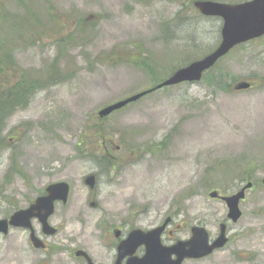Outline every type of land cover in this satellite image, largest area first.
Masks as SVG:
<instances>
[{"label":"rangeland","instance_id":"obj_1","mask_svg":"<svg viewBox=\"0 0 264 264\" xmlns=\"http://www.w3.org/2000/svg\"><path fill=\"white\" fill-rule=\"evenodd\" d=\"M191 2L0 0L11 13L36 14L30 31L22 25L12 52L16 68L5 78L28 72L42 80L3 123L0 218L13 204L27 206L47 184L65 181L67 202H56L49 217L59 229L50 239L61 245L104 259L112 227L146 230L170 216L165 244L188 238L191 225H204L212 238L220 222L227 225L222 248L183 264H264V36L234 47L217 64L237 81L250 80L249 89L183 83L98 117L104 106L153 86L136 62L163 79L218 44L221 19L202 16ZM102 138V155L95 154ZM12 152L22 175L6 177ZM89 174L96 175L93 189L83 181ZM246 182L253 185L239 204L242 215L227 220L225 204L209 193L229 194ZM33 227L39 230L37 220ZM3 238L24 244L27 234L16 229Z\"/></svg>","mask_w":264,"mask_h":264},{"label":"water","instance_id":"obj_2","mask_svg":"<svg viewBox=\"0 0 264 264\" xmlns=\"http://www.w3.org/2000/svg\"><path fill=\"white\" fill-rule=\"evenodd\" d=\"M193 5L204 16L221 18L220 41L217 46L201 58L177 68L154 88L143 90L104 106L98 111L100 118L108 116L113 111L138 100L153 90L181 82L199 81L203 73L213 67L231 48L264 35V0H245L237 3L194 0ZM250 86L249 81L241 80L235 83L234 89L244 90ZM84 183L89 188H93L95 175H87L84 178ZM251 185V182H247L231 195L219 196L218 192L213 190L209 196L212 198L219 197L224 201L227 207V217L235 222L241 216L239 202L244 198L245 190ZM44 191V194L37 196L28 206L13 211L9 218H0V233H6L8 227L25 228L30 230V238L34 245L40 246L39 238L34 235L32 227V220L37 219L42 225L43 232L47 235L53 234L55 228L49 224L48 218L54 212L55 202L65 203L67 201L69 185L65 181H57L49 183ZM91 205L94 203L92 202ZM169 221L170 217H167L161 225L149 230L132 229L117 246L115 264H121L120 261L125 256H128L125 264H181L184 259L206 256L213 250L222 247L227 241L226 225L220 223L219 234L211 242L209 241V234L203 226L193 225L190 228L191 235L188 239L176 240L170 245H164L161 242V233ZM139 246L144 248L141 257L135 255ZM77 254L84 253L79 251Z\"/></svg>","mask_w":264,"mask_h":264},{"label":"trees","instance_id":"obj_3","mask_svg":"<svg viewBox=\"0 0 264 264\" xmlns=\"http://www.w3.org/2000/svg\"><path fill=\"white\" fill-rule=\"evenodd\" d=\"M35 16L36 14L32 12H29L28 15L11 13L4 4L0 5V31L9 30V33L6 36H3L0 33V150L5 148L8 143L7 138L1 135L3 123L6 119L5 117L11 114L16 108L27 105L29 102V94L42 86V80L39 79L40 81H38V78L33 77L28 72H21L20 76L15 78L13 81H9L7 78H5V74L9 70L16 68L15 61L12 57V52L14 45H16V42L19 39L18 36L21 35L20 33L23 30L22 25L25 23L26 29L30 31L32 28L31 25L33 26L34 23ZM192 33L193 35L195 34L194 31ZM16 34H18L17 39L15 37ZM61 39L62 38H59L58 41ZM190 60L192 59H187L184 61V63ZM218 62L203 74L201 80H206L207 85L215 89L229 90L231 88L232 82L235 83L237 79L235 76H231V74L228 72L218 68ZM136 63L139 66L142 65L144 68H147V72L152 76L154 82L153 86L160 82L161 78L158 79L157 77L158 69L154 68L153 66L151 68H149V66L147 67L145 65L146 63L143 61ZM56 71L57 68H54L53 72L56 73ZM103 145L104 142L102 138L100 144H98V146L94 149V153L102 155L103 149L100 148V146ZM95 157L100 159L97 155ZM9 158L10 165L6 173V177H8L11 173L22 175L15 153L12 152L9 155ZM104 165L106 169H108V167H112V164L109 165V163H105ZM12 207L14 209L19 208L15 204H13Z\"/></svg>","mask_w":264,"mask_h":264},{"label":"flooded vegetation","instance_id":"obj_4","mask_svg":"<svg viewBox=\"0 0 264 264\" xmlns=\"http://www.w3.org/2000/svg\"><path fill=\"white\" fill-rule=\"evenodd\" d=\"M263 178L261 179V182H262V185L264 186ZM236 191H238V189H236L232 193H229L228 195H231L235 193ZM128 218L131 219V213L129 214ZM226 218L227 220H229L227 217V208H226ZM223 223H225L226 225V222H223ZM38 224H39L38 231L33 227V223H32V227H33L34 235L39 238V242L41 244L40 246L34 245L33 241L30 238V234H31L30 230L25 229V228L8 227V230L6 233H0V235L6 237L9 235V233L12 230L21 229L25 234H27V239L25 240L26 243L24 244L20 243L19 240L17 239H4L3 238L0 241V250L4 249V252H5V255L0 254V264H115L116 259H117V250H116L117 246L123 239L127 237L129 232L131 231V227H129L131 223L129 222V220L126 223L129 227L128 230L125 229V227L122 225L121 222L119 223L118 226L112 227L111 229H112L113 236H114V242L112 244L111 254L107 256L106 258L101 259L91 254V252L89 250H86L85 248L74 247L71 245L69 246L68 243L61 245V243L58 240L50 239L51 237L56 236L59 230L58 227L53 226L55 228V232L53 234L47 235L45 232H43L42 225L39 222ZM196 225H202V224H196ZM226 231H227V225H226ZM169 232L170 231L165 229L163 231V234L169 233ZM216 236L212 238L209 235V239L212 241L213 239L216 238ZM227 241H228V236H227ZM72 243L73 241L70 244ZM79 251H83L84 254H77V252ZM143 252H144V248L140 246L136 249L135 255H137L138 257H141L143 255ZM208 255L199 257V258L189 259V260H200L202 258L207 257ZM127 258L128 256L123 257L120 261L121 264H125Z\"/></svg>","mask_w":264,"mask_h":264}]
</instances>
